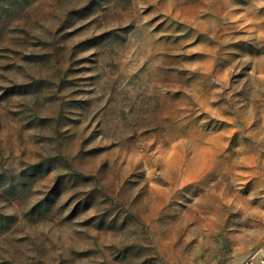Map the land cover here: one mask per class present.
Returning a JSON list of instances; mask_svg holds the SVG:
<instances>
[{
  "label": "rangeland",
  "instance_id": "374dc122",
  "mask_svg": "<svg viewBox=\"0 0 264 264\" xmlns=\"http://www.w3.org/2000/svg\"><path fill=\"white\" fill-rule=\"evenodd\" d=\"M264 219V0H0V264H206Z\"/></svg>",
  "mask_w": 264,
  "mask_h": 264
},
{
  "label": "crops",
  "instance_id": "0c3cea01",
  "mask_svg": "<svg viewBox=\"0 0 264 264\" xmlns=\"http://www.w3.org/2000/svg\"><path fill=\"white\" fill-rule=\"evenodd\" d=\"M262 227L253 230V236L256 237L253 245L258 248L255 250L238 251L230 249L227 253H211L210 259H207L206 264H261L260 261L264 259V219Z\"/></svg>",
  "mask_w": 264,
  "mask_h": 264
},
{
  "label": "built area",
  "instance_id": "2783aa9c",
  "mask_svg": "<svg viewBox=\"0 0 264 264\" xmlns=\"http://www.w3.org/2000/svg\"><path fill=\"white\" fill-rule=\"evenodd\" d=\"M260 263H261V264H264V259H262V260L260 261ZM246 264H250V263H246Z\"/></svg>",
  "mask_w": 264,
  "mask_h": 264
}]
</instances>
